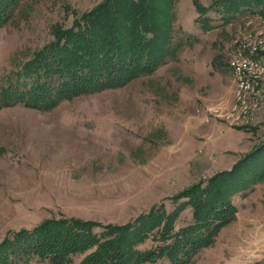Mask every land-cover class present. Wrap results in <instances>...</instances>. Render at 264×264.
Wrapping results in <instances>:
<instances>
[{"label":"rangeland","instance_id":"1","mask_svg":"<svg viewBox=\"0 0 264 264\" xmlns=\"http://www.w3.org/2000/svg\"><path fill=\"white\" fill-rule=\"evenodd\" d=\"M102 1L22 0L0 28V85L17 68L18 54L41 49L53 40L55 24L71 27L73 12L82 14ZM212 2L177 0L180 47L154 74L65 101L49 112L23 106L0 110V242L50 218L123 225L162 203L171 212L173 196L233 170L259 148L264 108L249 129L212 113L229 112L234 103V41L264 29V18L245 11L224 24L221 9H214L207 15L214 29L205 31L197 21L199 8ZM243 172L245 185L259 181L256 207L220 232L194 264L264 262V167ZM231 196L240 209L245 196ZM191 222L187 208L177 229Z\"/></svg>","mask_w":264,"mask_h":264},{"label":"trees","instance_id":"2","mask_svg":"<svg viewBox=\"0 0 264 264\" xmlns=\"http://www.w3.org/2000/svg\"><path fill=\"white\" fill-rule=\"evenodd\" d=\"M21 1L0 0V28L10 22ZM176 3L103 0L87 12H73L71 27L55 24L52 41L32 54L16 56L17 68L0 85V110L23 106L49 112L65 101L124 88L154 74L180 47L175 43ZM214 9H221L224 24L245 11H257L264 18V0H213L210 7L199 8L197 21L205 31L214 29L207 16ZM260 167L264 141L233 170L169 199L171 212L162 203L123 225L61 217L10 232L0 242V264H77L79 257L78 264H194L237 219L239 209L231 195L246 197L259 183L245 185L243 170ZM187 208L192 209V222L177 229ZM148 242L152 246L142 249Z\"/></svg>","mask_w":264,"mask_h":264},{"label":"built area","instance_id":"3","mask_svg":"<svg viewBox=\"0 0 264 264\" xmlns=\"http://www.w3.org/2000/svg\"><path fill=\"white\" fill-rule=\"evenodd\" d=\"M230 67L235 82L234 103L229 112L215 110L212 114L232 126H253L264 108V29L237 37Z\"/></svg>","mask_w":264,"mask_h":264},{"label":"crops","instance_id":"4","mask_svg":"<svg viewBox=\"0 0 264 264\" xmlns=\"http://www.w3.org/2000/svg\"><path fill=\"white\" fill-rule=\"evenodd\" d=\"M257 191L258 190L254 191L249 196L242 198L243 199V201L241 202L242 205L237 214V222H240V220H242V217L245 216L246 212H250L252 208L256 207L255 202L253 201L254 199L253 197L257 195ZM255 223H256V220H255ZM228 227L229 226L222 229L221 235L224 234V232L227 230Z\"/></svg>","mask_w":264,"mask_h":264}]
</instances>
